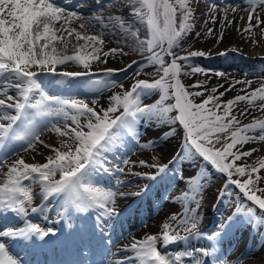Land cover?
I'll use <instances>...</instances> for the list:
<instances>
[{
    "label": "snow or ice",
    "instance_id": "snow-or-ice-1",
    "mask_svg": "<svg viewBox=\"0 0 264 264\" xmlns=\"http://www.w3.org/2000/svg\"><path fill=\"white\" fill-rule=\"evenodd\" d=\"M249 4L251 11L248 16V27L244 29L247 32L264 23L256 17L257 24H252L256 9L264 5V0H249ZM131 8L132 15L138 17L146 26L145 39H139V30L133 31L130 26L126 27L122 18L117 17L116 20L119 26L135 39L140 51L151 53L147 61L158 65L157 71L162 75L154 81L136 80L129 90L112 95L107 108L97 111L95 102L90 106L84 99L50 94L45 90L39 74L45 70L55 71V65L69 61H75L88 68L90 62L100 60L101 55L107 57L118 52L123 54V49L110 48L108 51H103L105 43L103 34L90 35L73 27V21L81 20L83 17L75 11H68L66 7L60 6L58 0H0V149L14 142H26L29 147L34 146L33 141H40L41 125L47 127L50 123V121L45 123L49 117H63L75 125H66L64 129L52 125L51 128L60 136L72 139L75 142L74 149L66 141H61L62 147L68 148V151L54 148L55 155L47 157L43 164H30L21 157L9 166L6 173H3V178L0 179V264H23L22 258L11 250L13 241L33 238L43 240L52 233V229L45 230L28 219L29 210L31 213L43 211V205L32 206L33 184L40 186V194L44 200L54 196L61 197L64 201L62 207L65 213L70 210L78 213L98 210L100 215L96 216L97 221L118 214L115 208L116 193L95 182L94 177L98 170L110 171L106 167V153L116 149L124 137L138 136L136 123L141 117H154L169 125L177 123L181 125L184 130L182 150L197 155L219 172L226 174L229 183L236 184L249 201L264 210V198L250 188V185L260 179L257 175L254 181L251 173L258 174L260 169H264V158L258 161L259 167L247 166L251 169L248 179L243 182L231 179L233 169L241 177L245 175V166H236L235 162L240 160L241 156L251 155V151L237 153L233 148L253 139L247 135L248 130L259 127L264 131V121H254L243 128L231 131L230 137H225L226 142L222 149L215 148L214 145L207 146L213 144V137L215 142L219 143L220 134L229 132L234 124L239 123L237 118L231 115L232 107L236 102L264 101V84L251 92L250 99L248 95H236L223 105L215 103L216 110L207 107L210 102L218 99L212 95L201 103H195L193 97L202 96L204 93L189 91L184 85L181 76L187 75L188 72L184 70L182 62L190 57L203 56L204 53L193 51L186 56H176L173 52V48L179 46L184 34L194 26L190 22L193 10L188 0H175V3L172 0H131ZM178 8L183 17L179 25H177ZM90 19L97 22L102 20L99 16ZM79 29H85V24L81 23ZM73 37L77 42L73 47L77 51L74 55H67ZM220 38H223L222 34ZM81 40L84 44H79ZM57 45L61 47L58 48ZM158 47L160 51L155 50ZM86 48H91V52L80 54L79 49ZM165 56L171 57L170 63L166 64ZM130 67L131 65H128L123 70L126 71ZM34 68L37 70H33ZM113 71L116 70L106 69L109 74ZM191 72L203 73L205 70L193 67ZM216 74L223 75V73ZM63 75L80 77L86 73L67 72ZM88 83L100 87L107 86L108 82L90 80ZM203 83L198 81L191 87H200ZM245 83L252 82L245 81ZM13 91L15 95L12 94ZM156 91L160 92L159 99L152 104H143L142 97ZM211 91L215 93L217 89L213 88ZM223 94L220 93L221 96ZM169 99L174 100V103H166ZM221 107L224 108L223 115L218 114ZM261 107L264 108V105ZM173 112L176 115H171ZM82 117L85 118L83 123ZM85 128L87 131L84 130ZM170 131L175 133L174 128ZM228 139L231 140L230 143L227 142ZM259 139L264 140V135ZM228 157L233 158L231 162H226ZM153 166L161 173L168 167V165ZM57 175H59L58 179H56ZM147 178L155 180L156 176L151 175ZM201 179H203L201 176L190 178L189 191L182 193L178 199L195 200L203 187ZM235 215L246 218L248 223L256 226L264 224V217L257 216L255 208L245 210L243 206H237ZM9 216L19 220L24 226L18 229L10 227ZM228 219L231 222L233 217ZM187 220L191 221L190 228L185 229L188 235L182 236L179 232L171 235V226L165 223L160 236L151 234L143 239L133 240L129 248L137 264H184V257H194V251L183 250L169 254L158 246L159 243H163L166 248L169 244L180 243L188 240L190 235H195L199 223L198 217L186 214V221L182 222ZM219 235V233L213 234L210 239H216ZM196 251L203 257H213L217 249L216 245L212 244L209 248ZM194 264H206V262L194 259Z\"/></svg>",
    "mask_w": 264,
    "mask_h": 264
},
{
    "label": "rangeland",
    "instance_id": "rangeland-1",
    "mask_svg": "<svg viewBox=\"0 0 264 264\" xmlns=\"http://www.w3.org/2000/svg\"><path fill=\"white\" fill-rule=\"evenodd\" d=\"M99 1L98 0H58V3L60 6L66 7L68 11L75 10L79 13L84 14V17H87L93 24L103 26V28L106 31V34H109V36L111 37V42L112 41H118L119 42L121 40V37L123 36V33H122V28L119 26V23L116 20V18L118 17V14H117V11H115L116 10V8L114 7L115 4L105 8L103 6L98 5L99 3H101ZM218 1H220V0H218ZM172 2L175 3V0H172ZM121 3L124 4L126 2L122 0ZM127 4H129L131 6V2H127ZM214 6L215 7L211 8L210 15L207 17V19L204 21V24L201 27L202 31H200L201 32L200 34H204L205 37L202 38V40H200L197 43V45L199 46V48H202V49L211 48V47H213V45H216L215 47H218L220 45V43L224 41L223 40L221 42H218L217 40H215V37H213L212 35H210V36L208 35L210 28L213 25H216L217 18L220 16H223L222 10H219V8H221V7L218 6L217 3L214 4ZM239 8H241V7H239ZM221 9H225V8H221ZM231 9L233 10L234 8H231ZM231 9H228V10L232 11ZM124 11H126V10H124ZM225 11H227V10H225ZM178 13H180L179 8H178L177 14ZM200 13L203 15V10H201ZM94 16H99L102 18V20L100 22H97L95 20L90 19L91 17H94ZM180 16H182V15L180 14ZM200 17L203 18L204 16H200ZM120 18H122V17H120ZM139 22H140V20H139ZM141 24H142L141 29H142L143 39H145L147 37L146 26L143 23H141ZM194 26L197 27V23H195ZM205 28H208L209 30L207 31ZM218 30L223 32V33H226V24L225 23L221 24ZM76 43L77 42L75 41V39L73 37L71 43L68 46V49L66 52L67 55L76 54L77 49H74V47H73V45H75ZM114 43H116V42H114ZM79 44H84V41L83 40L79 41ZM182 44H183V40H181L179 43V46L176 47V49L178 50L177 53H174L176 56H182V54L188 53L187 51L181 50ZM204 45H207V46H204ZM57 47L60 48L61 46L57 45ZM165 47H166V45H165ZM110 48L111 47L103 45V51H108ZM155 50L160 51V48L158 47ZM79 51H80V54H88L89 52H91V48L79 49ZM174 51H175V47L173 48V52ZM197 51H202L204 53V55L201 57H203V58L208 57V54L206 53L207 51L200 50V49H198ZM143 52H144L142 54L143 56L151 55V53H149L147 51H143ZM166 57L168 59H166ZM127 58L128 57H122L121 54H119V53H115V54H109L107 57L101 55V59L96 60V61H91L90 66L88 68H84L82 65H80L79 63H77L75 61H69V62H66L64 64H58V65H55L54 67L57 69H61V68L66 67L67 69H64V70H68V71L78 70L79 72L86 73L87 76L91 77L94 80L99 79V80L108 82L107 86H111V88H110V90L105 91L104 95H106L109 92H111V93L113 92L116 94L118 92L129 90L136 80L154 81V80L159 79L160 75H162V73H159L157 71L158 65L150 64L148 62H147V64L142 65L139 68H137V64H135V65L131 66L130 68H127L126 71H124L123 69H125L126 66H128V64L124 63L127 60ZM105 60L107 61L106 63L104 62ZM170 60H171V57L165 56L166 64L170 63ZM199 64H200V62H199ZM196 65H198V64H195L194 66L196 67ZM106 69H115L116 71H113L112 73L109 74L106 72ZM202 69H204V68H202ZM204 70H205V72H203V73L197 72V73L193 74L192 72H189L188 77H189V79L195 80L194 82H196V83L198 81L204 82L202 86L195 87L196 89L200 90L198 92L204 93L202 96L194 97L195 100H201V102H202L203 100L207 99V97L209 95H212L213 97L218 98L214 102H210L208 105V107L212 108L213 110H216L214 107L215 103H220L221 105H223L228 100L233 99L236 95H248L249 99H250L251 92L260 88L261 85L264 84V76L257 78V76H251L250 74H247L243 79L238 78V77H232L229 80L228 84L225 86H219L216 84L214 85V84H211V82L205 78V75H207V74L213 75L214 72L209 73L208 69H204ZM245 81H251L252 83L248 84V83H245ZM111 82H114V84H112ZM121 85L123 87H121ZM184 85H186L189 90L195 89L194 87H191L190 86L191 84H189V83H184ZM213 88L217 89V91L215 93H213L211 91ZM220 93H224V94L221 96ZM159 94H160V92L156 91L152 94H149L147 96L142 97L143 104L154 103V100L159 96ZM100 96H102V95H100ZM76 97H79L78 99L86 100L87 102H89L90 106L92 105L93 102H95L97 111H100L102 108H107L109 106V105L103 106L100 103V99H99L100 97H98V96L92 97L89 99L80 97L78 95ZM146 97H148V98H146ZM166 103H174V100L169 99ZM261 105H264V101L256 100L252 103H249L248 100H244V101L236 102L232 107L231 115L235 116L237 118V120L239 121L238 125L234 124L233 128L230 129L229 132L220 134V142L219 143H216L215 138L213 137L212 138L213 144L207 145V146L212 147L214 145L215 148H221L222 149L225 142H226L225 137H230V132L238 129L240 123L246 122L245 124L249 125V124H252L254 121H264V108H262ZM223 113H224V108L221 107L218 110V114L223 115ZM171 115H176V113L173 112V113H171ZM84 120H85V118L82 117L81 122L83 123ZM155 121H160V120H157L155 118L154 122ZM53 125L60 127L62 129H64L66 125L75 126L71 121H69V122H65V121L58 122V123H55ZM159 125L156 128H154V130L151 128L146 133V138L144 139L145 143L143 144V146H140L139 148H137L138 150L134 154H132V155H130V153L128 154V156L125 158V161H124V164L126 165L124 169H122L123 167L119 166L120 165L119 162L115 161V164H117L115 166L116 167L119 166V170L116 169L117 172L116 171L115 172L117 173V175H119V174L124 175V180L120 182L121 187H122L120 192L129 191V193L131 192L134 194H138L140 192L145 191V189H148L149 185L152 182V179H148L147 177L151 176V174H153L154 170L157 169V167H154L153 165L165 164L166 161L169 159L166 157V150L164 149L163 143H161V141H160L162 134H159V132L161 131V129L159 128ZM174 125H176V124H174ZM174 125H169L168 123L163 122L162 129H164L165 131L166 130L168 131L169 128L170 127L173 128ZM235 125H237V127ZM51 128H52V125L44 130V132H43L44 135L42 137L43 139L41 138V140H40V141H43V143H40V141H36V143L33 144L34 146H32L31 148H39L42 146L45 147L46 146V144H45L46 135H49V137L53 136L50 139H55V143H53L52 145L50 144V147H49L51 156L55 155V153L53 152L54 148H60L61 151H68V148L62 147L61 141H66L69 145L72 146L73 149L75 148V142L72 139H70L69 137L60 136L55 131H52ZM84 130L87 131L86 128ZM257 131H261V130L256 129V128L250 129V130H248L247 135H251ZM167 134L168 135L166 137H168V138H171L172 136L183 135L180 130H175L174 134L172 132L171 133L167 132ZM155 139H156V141L154 142L153 140H155ZM227 142L230 143L231 140L228 139ZM258 142H259V140L255 139L253 141V144H258ZM153 143L157 146L155 148V150H148L147 147H144V145H147L150 147ZM46 148H48V147H46ZM233 151L237 152V153L251 151L250 156H241V159L237 160V162H235L236 166L237 165L245 166V173L251 172V169L247 167L249 165L254 166V167H259V165L257 163L258 161L256 159L257 153L253 152L252 150H249L243 144L236 145V147L233 148ZM176 155L181 161H184L188 158H190L191 161H190V164L188 167H185V166L179 167L181 162L177 163L179 165L171 164L166 169V171L163 172V174H161V175H167L170 177H175L179 182H178V186L175 189V191L170 195L169 199H167L166 206L170 205V208H168V207L165 208L166 207L165 206L162 210L165 212V214H163V217H160L157 220V222H155L156 228L153 229V233L155 235H158V236H160L162 234L163 225L165 223H168L171 226V232H173V234H176L177 232H179V234L183 233V230L178 231L175 229L176 221L181 216L180 213L182 210V204L184 202L183 200L178 199V197H180L182 193L189 191L188 181L190 180V178L197 177V176H201V177L203 176L205 179L204 184H203V181L201 179L200 182L203 185V187L200 190L199 194L196 195L195 200H194V201L197 200V203H196L197 207L195 208V211H197V213L201 212V216L203 219V216L206 215L205 211H206V206L208 205V202L213 197L217 196L218 193L220 192V186L222 184V179H225V178H223V175L225 177H227L226 174L221 173L218 170H216L207 161L203 160L202 158L198 157L195 154H190V153L184 152L182 150V148L180 150H178ZM141 161H144L145 163L141 164L140 163ZM25 162H27V161L25 160ZM39 162L45 163L46 160H42ZM226 162H228V160ZM13 163L14 162H12L9 166H11ZM36 164H39V163H36ZM202 164H204V167L202 166ZM182 165H184V164H182ZM201 166H202L203 170H202ZM178 168H180V169H178ZM197 168H198L199 173H195ZM120 169H122V171H120ZM176 169H178L180 171V173L178 171H176ZM201 170H202L203 175L200 172ZM177 173L179 174V176L181 174L180 178H178ZM147 174H149V175H147ZM251 175H252V178L254 181H256L257 175L260 176V179L258 181H256L253 185H250V186L253 190H255L258 194L262 195L264 198V191H259V189H264V171L262 169H260L258 174L257 173H251ZM246 179H248V178H246ZM119 181H120V179H119ZM230 187H232V185H229L228 189ZM232 188H233L232 191L229 190L230 192L224 194V196L221 197V202H220L221 208H220V210L215 212L216 213L215 214L216 220H215V223L213 224V227H211L209 229L210 232H208V233H213L217 228V224L219 222L223 223L224 222L223 219L226 217L228 218V215L230 214V212L235 211V209L238 205L243 206L242 203L239 202L240 201L239 199H242V197L240 196V193H236L235 188L234 187H232ZM169 189H171V188H169ZM174 197H176L175 200L170 201ZM173 203H176L175 206H171ZM166 211H167V213H166ZM259 211L261 212V214L262 213L264 214V210L259 209ZM157 215H159V213ZM188 216H190V214H188ZM173 217H176V219H173ZM235 220L238 221V219H235ZM235 224H237V223H235ZM198 225L202 226L203 222L198 223ZM182 235H184V233ZM200 236H201L200 238L205 239V237L202 234ZM178 247H181V245L177 244L175 246H171L172 249L178 248ZM259 259H260V261L264 262V259H261V258H259ZM239 260L241 261L242 258H240Z\"/></svg>",
    "mask_w": 264,
    "mask_h": 264
},
{
    "label": "bare ground",
    "instance_id": "bare-ground-1",
    "mask_svg": "<svg viewBox=\"0 0 264 264\" xmlns=\"http://www.w3.org/2000/svg\"><path fill=\"white\" fill-rule=\"evenodd\" d=\"M99 1V0H98ZM122 0H100L98 5L103 6L107 8L108 6H112L115 4V8L118 14V17H122L123 21L125 22V26H130L133 31L139 30V39H143L142 34V24L139 22V18L132 15V8L127 2H131V0H123L126 3H121ZM189 6L193 10V15L190 19V22L195 25L197 23V27L193 26L186 34L183 36V44L181 47V50L189 52L197 51L198 49L207 51L208 58H201L199 56L190 57L188 60L183 61L184 70L187 71V68L192 64L193 62H202L203 65L209 69V73L214 74H207L205 75V78L211 82V84H216L219 86H225L228 84L229 80L232 77H238V78H244L245 73L248 72L252 76H259L264 74V23H260L259 26L254 27L250 32L244 31L245 28L248 27V16L249 12L251 11V7L249 4V0H188ZM220 6L222 10V15L217 18L216 25H213L210 29L211 32H209V36L212 35L215 37V40L218 42H221L218 47H215L216 45H213L211 48L202 49L199 48L197 43L204 38V34H200L202 31L201 27L204 24V21L207 19V17L210 15L211 8L215 7L214 4ZM241 7V8H239ZM231 8H236V11H233ZM239 8V9H238ZM231 9L232 11L228 10ZM126 10V11H124ZM201 10H203V15L200 13ZM227 10V11H225ZM75 11V10H73ZM77 12V11H75ZM125 12V13H124ZM80 14L83 19L81 20H74L72 23L73 27H77L78 30L81 32H85L87 34H103L102 38L104 40V45L111 47V48H122L123 54H121L122 57H128L127 60L124 62L128 65H134L132 63L133 61H136L137 63H140L141 61V55L143 51H140L137 47L136 41L133 37L130 36L128 32H126L124 29H122L123 36L121 37V40L118 41H112L109 34H106L105 29L103 26L95 25L93 24L87 17H84V14L77 12ZM200 16H204L201 18ZM256 17H259V20L264 22V5H260L257 7L255 14L253 15L252 24H257ZM183 17L180 16V13L177 14V25L182 21ZM81 23L85 24V29H79V25ZM226 24V33H223L219 31V27L221 24ZM207 31L208 28H205ZM221 34L223 38L221 39ZM116 42V43H114ZM207 46V45H204ZM175 52H178V50L175 47ZM188 53L184 54L183 56H186ZM223 53V54H222ZM200 60V61H197ZM61 69H67L61 68ZM33 70H36L35 68ZM78 71V70H76ZM216 73H223V75H217ZM39 76L42 77H49L54 76L58 78L61 82L68 83L69 81H72L73 84H75L74 78L70 76H65L59 73L53 74V73H41ZM85 78V77H83ZM82 79V78H81ZM182 82L187 83V76L182 75L181 76ZM42 81V80H41ZM64 83V84H65ZM73 84H70L69 87L73 89ZM68 85V84H67ZM94 86L91 85H83L82 88H80L83 95H93L92 91L94 90ZM15 95V92L12 93ZM115 93H107L106 95H102L100 99V103L103 106H107L110 103V97L114 95ZM143 119L141 121L140 126L144 125ZM160 124V125H159ZM159 125V128H162L163 122L162 121H155L153 125H151L152 129L156 128ZM139 126V128H140ZM163 131V130H162ZM161 131V132H162ZM261 135H264V132L254 133L252 135H249L250 137H253V139H250L247 143H244L243 145L248 148L249 150H255L253 152L257 153L256 159L259 161L260 159L264 158V140L259 139ZM53 137V136H51ZM49 135H46V142L48 144L55 143V139H50ZM181 138L182 136H172L171 138H163V146L166 150V157L172 160V163H184L188 166L187 161H181L176 156V152L181 147ZM257 139L259 140L258 144H253V141ZM50 156V150L46 149L45 147H39V148H31L29 149L25 154L20 155V157H23L28 163H34L39 162L42 160H47V157ZM18 157H13L12 160L16 159ZM258 163V162H257ZM259 165V164H258ZM5 167V166H4ZM8 170V168H7ZM6 170V172H7ZM264 171V169H262ZM114 177V174H113ZM125 195V194H124ZM123 195V196H124ZM122 198L118 201L116 207H120L122 209L121 211L117 210V215L111 216L109 218H106L108 221H112V218H117L118 216H121V225L117 224L115 227L114 232L116 233L117 237L118 235L121 236V233H118L119 226H121L122 232L125 234V231L123 230L122 226H125V224L122 222V217L125 216V212H127V216H125V223L130 227L129 235L125 239L122 240L121 243H119L117 246L111 249V257L106 260L105 264H121V261L125 257L133 256V252L130 250L129 246L133 242V240L136 239H143L146 235H151L153 232V229L156 228L157 220L160 217H163V214H165L162 209V200L161 196L158 197L159 200L154 205L150 202H145L144 205L139 206L137 208L133 207V205L136 202H141V198H137L134 202H131L127 205L128 209L124 212V204L129 199ZM125 197V196H124ZM145 200V197H143ZM217 197H213L208 205L206 206V214L207 218H209V221L215 223L216 220V213L221 207L220 204L217 203L218 200ZM156 201V200H155ZM176 203H173L171 206H175ZM170 208V205H167L165 208ZM160 211L159 215L154 217L153 215L150 217V215L154 211ZM167 213V211H166ZM100 214V212L97 210V213L94 211H90V216H92V224L93 225H104L103 220L97 221L96 216ZM149 217V218H148ZM141 220H145L148 222L147 226L143 229H138V231L133 230L134 225H138ZM144 221V222H145ZM238 229H242L241 226L238 227ZM122 233V234H123ZM123 234V235H124ZM122 235V236H123ZM231 236V235H230ZM230 240L229 244H227V249L230 251L233 249V240H235V237H229ZM243 245V244H242ZM159 247H163V243H159ZM24 247V245H22ZM223 250V249H222ZM225 250V249H224ZM251 249L245 248L243 251L235 252L231 254V258L238 259V256H242L243 254H250L252 256L251 258H248L246 262L248 264H264L262 261L256 260L257 257H262L260 254H264L263 250H258L254 252H248ZM176 253V252H174ZM256 254H259V256H255ZM132 260V262H130ZM235 261V260H234ZM127 262H130V264H137L136 260L130 259ZM238 264V263H236Z\"/></svg>",
    "mask_w": 264,
    "mask_h": 264
}]
</instances>
